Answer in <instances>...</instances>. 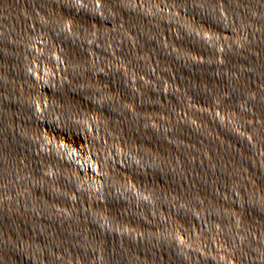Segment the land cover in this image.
<instances>
[{
  "label": "water",
  "instance_id": "water-1",
  "mask_svg": "<svg viewBox=\"0 0 264 264\" xmlns=\"http://www.w3.org/2000/svg\"><path fill=\"white\" fill-rule=\"evenodd\" d=\"M0 264H264V0H0Z\"/></svg>",
  "mask_w": 264,
  "mask_h": 264
}]
</instances>
